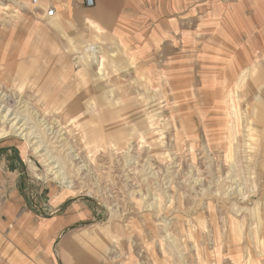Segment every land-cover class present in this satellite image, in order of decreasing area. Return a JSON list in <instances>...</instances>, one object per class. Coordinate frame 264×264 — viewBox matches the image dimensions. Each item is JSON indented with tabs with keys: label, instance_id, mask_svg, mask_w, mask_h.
Instances as JSON below:
<instances>
[{
	"label": "rangeland",
	"instance_id": "374dc122",
	"mask_svg": "<svg viewBox=\"0 0 264 264\" xmlns=\"http://www.w3.org/2000/svg\"><path fill=\"white\" fill-rule=\"evenodd\" d=\"M240 12L253 13L198 15L189 37L149 41L137 60L86 50L65 70L77 103L35 104L26 83L0 81V133L29 137L0 144L20 147L40 187L84 203L64 234L99 240L102 264H264V7Z\"/></svg>",
	"mask_w": 264,
	"mask_h": 264
},
{
	"label": "crops",
	"instance_id": "0c3cea01",
	"mask_svg": "<svg viewBox=\"0 0 264 264\" xmlns=\"http://www.w3.org/2000/svg\"><path fill=\"white\" fill-rule=\"evenodd\" d=\"M262 7L264 0H93L90 7L85 0H0V81L26 83L32 102L51 104L68 85L65 70L79 68L88 48L98 54L115 48L137 60L134 50H146L149 41L174 47L189 37L181 28L198 15L211 18L219 8L230 16L232 8H242L253 13L241 17L255 18ZM38 89L48 100L32 94ZM20 151L14 143L0 144V264H102L99 240L86 245L84 231L64 234L84 219V203L67 205L74 199L40 187ZM46 208L58 212L41 215Z\"/></svg>",
	"mask_w": 264,
	"mask_h": 264
},
{
	"label": "bare ground",
	"instance_id": "6f19581e",
	"mask_svg": "<svg viewBox=\"0 0 264 264\" xmlns=\"http://www.w3.org/2000/svg\"><path fill=\"white\" fill-rule=\"evenodd\" d=\"M48 14V13H47ZM91 24H92V22H91ZM90 24V25H91ZM95 24V23H94ZM88 26V25H87ZM87 52L89 53L88 54V57L86 58V59H89V61H94L95 60V56H96V50H94L93 48H88L87 49ZM82 59H84L83 58V56L81 57V60ZM86 59H85V61H86ZM83 62V61H82ZM85 64L87 65L88 64V62H85ZM27 71V70H26ZM19 75V74H18ZM37 76V75H36ZM63 77V76H62ZM51 79V78H50ZM37 80V79H36ZM56 82V81H55ZM57 84V83H56ZM55 84V85H56ZM239 85V84H238ZM60 86V85H59ZM54 92H55V90H54ZM65 93V94H64ZM52 94V93H51ZM45 95V94H44ZM54 96V99H55V102H57L58 104H63V103H65V102H67L68 100H67V98L69 97L68 96V93H66V92H62V89H60V88H58V91H56V93L53 95ZM64 98V100L65 101H62V99ZM66 98V99H65ZM87 98V97H86ZM63 102V103H59V102ZM96 103V102H95ZM91 105H90V109H91V111H94V107H93V103H90ZM109 106V105H108ZM66 108V107H65ZM71 108V107H70ZM71 111V110H70ZM9 113H10V109L8 108V109H6L4 112H3V114H4V116H0V121L2 122V121H4L5 120V118L9 115ZM73 114V113H72ZM11 115V114H10ZM72 116V115H71ZM73 118V117H72ZM77 120V119H76ZM73 124V123H72ZM102 124V123H101ZM76 125H78V124H76ZM80 125V124H79ZM91 128V127H90ZM10 129H11V131H9L11 134H13L14 136H16V137H18V138H22V139H25V140H29V137H26V135L27 134H23L22 133V131L19 129V128H15V125L14 124H11L10 125ZM35 129V128H34ZM87 130L88 129H85V128H81V131L83 132V133H85V132H87ZM94 130V129H93ZM33 131V130H32ZM4 132V131H3ZM9 132L8 133H0V136H2V135H7V134H9ZM87 134H89L88 132H87ZM91 134V133H90ZM121 136H123V135H121ZM36 137V136H35ZM96 137V136H95ZM34 152L36 153V149H34ZM62 170V168L59 166V169H58V171H61ZM50 172H51V170H50ZM54 175H56L55 174V172L53 173ZM56 177H57V175H56ZM58 178V177H57ZM54 179H56V178H54ZM60 183H62L63 185H66V189H71L72 188V183L70 182V181H68V179L67 178H60ZM234 231H237V230H234Z\"/></svg>",
	"mask_w": 264,
	"mask_h": 264
},
{
	"label": "built area",
	"instance_id": "2783aa9c",
	"mask_svg": "<svg viewBox=\"0 0 264 264\" xmlns=\"http://www.w3.org/2000/svg\"><path fill=\"white\" fill-rule=\"evenodd\" d=\"M32 3H36V0H32ZM85 4L86 6L90 7L93 4V0H85ZM51 14H52V11H49L48 15H51Z\"/></svg>",
	"mask_w": 264,
	"mask_h": 264
}]
</instances>
